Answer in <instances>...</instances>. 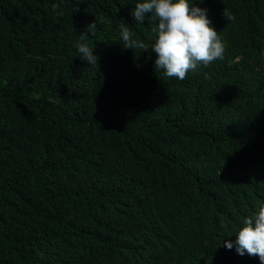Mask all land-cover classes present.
Wrapping results in <instances>:
<instances>
[{
    "label": "trees",
    "instance_id": "obj_1",
    "mask_svg": "<svg viewBox=\"0 0 264 264\" xmlns=\"http://www.w3.org/2000/svg\"><path fill=\"white\" fill-rule=\"evenodd\" d=\"M200 6L224 53L177 79L134 0H0V264H202L264 201V0Z\"/></svg>",
    "mask_w": 264,
    "mask_h": 264
},
{
    "label": "clouds",
    "instance_id": "obj_2",
    "mask_svg": "<svg viewBox=\"0 0 264 264\" xmlns=\"http://www.w3.org/2000/svg\"><path fill=\"white\" fill-rule=\"evenodd\" d=\"M131 14L134 21L143 22L150 13L155 21L154 42L151 50L155 53L154 67L163 70L168 77L183 79L189 70L207 66L222 58L224 44L218 31L211 24L208 9L195 0H134ZM226 19L230 14L224 12ZM96 28L94 21L86 25V32ZM122 39L128 48L148 49L142 41L132 40L129 31L121 25ZM79 57L89 65L97 63V56L81 37L74 42ZM239 204V203H238ZM236 205V204H234ZM230 207H236L231 205ZM238 207V206H237ZM189 243V253L202 264H219L224 261L247 264H264V201L251 215L245 216L240 226L229 235L218 234L208 242L198 235Z\"/></svg>",
    "mask_w": 264,
    "mask_h": 264
}]
</instances>
